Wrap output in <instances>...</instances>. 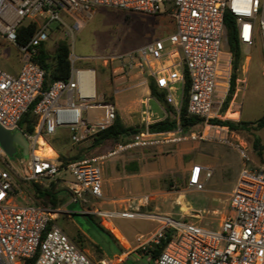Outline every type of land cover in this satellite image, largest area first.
Returning a JSON list of instances; mask_svg holds the SVG:
<instances>
[{
    "label": "built area",
    "instance_id": "1",
    "mask_svg": "<svg viewBox=\"0 0 264 264\" xmlns=\"http://www.w3.org/2000/svg\"><path fill=\"white\" fill-rule=\"evenodd\" d=\"M101 6L171 18L174 29L166 35L126 54L96 59L104 66L114 65L113 72L128 81L144 78L139 85L154 78L158 87L167 91L168 102L178 114L189 81L188 112L201 118L204 130L187 134L179 127L152 132L149 124L153 123L155 113L149 107L148 97L141 102L145 129L136 131L128 141L117 143L102 156L64 165L50 138L60 128H66L73 144L93 143L100 132L114 125L117 107L114 101L100 95L95 67H78L72 61L70 77L55 80L44 90L46 71L34 58L49 40L52 22L66 24L63 17L71 14L90 18ZM227 10L237 21L239 39L247 51L244 74L236 79L233 92L231 53L223 61L228 45ZM23 24L36 25L26 45L18 42V28ZM258 37L264 47V0H0V38L14 45L23 60L18 74L0 67V126L11 132L21 131L30 149L24 174L18 173L5 151L0 150V264H111L94 260L67 234L58 223L60 208L20 203L17 196H24L29 183L47 187L60 179L74 202L84 200L86 195L102 198L103 174L99 162L107 156L187 138L218 139L233 145L228 138L229 126L217 120L237 122V117L230 115L236 113L233 108L240 105L238 98L247 89L248 51ZM34 103L37 125L33 133L24 132L20 122ZM95 109H101L102 113L91 115L89 110ZM41 140L52 149L51 154H47V145ZM234 147L243 164L230 196V210L222 217L218 229L170 215L139 213L133 207L117 213L127 218L140 215L158 223L154 231L137 237V248L144 250L166 241L156 264H264V169L252 163L246 144L238 142ZM64 172H69L72 178L64 179ZM203 175L211 177L212 170L194 165L189 186L203 189ZM136 201L147 205L150 196L142 195ZM96 213L105 219L115 215L101 210Z\"/></svg>",
    "mask_w": 264,
    "mask_h": 264
},
{
    "label": "rangeland",
    "instance_id": "2",
    "mask_svg": "<svg viewBox=\"0 0 264 264\" xmlns=\"http://www.w3.org/2000/svg\"><path fill=\"white\" fill-rule=\"evenodd\" d=\"M66 24H62L58 21H54L51 24L53 31L50 34L49 40L46 42V48L51 55H54L56 47L60 40H67L71 45L72 61L78 67H95L98 72V91L101 90L102 76H107L110 80L113 77H117L119 74L113 72L112 67L114 65L104 66L102 61L97 60L98 57L111 56L116 54H126L132 50H135L149 41L160 38L166 35L169 31L173 30L174 24L171 18L165 14L161 15H147L139 12H133L120 8L101 6L97 8L92 17L87 18L80 14H71L63 17ZM246 48L242 47L244 61L242 64L239 75L242 77L244 74L243 65L245 64V51ZM225 53L223 55L224 63L230 58V52L228 45L225 46ZM19 50L12 44L6 42L0 38V67L7 69L15 65L21 66ZM250 56L249 68L246 72L248 76V86L246 91V97L244 99V119L245 120H257L264 115V47L261 37H258L248 51ZM247 68V67H246ZM115 74V75H114ZM112 82V81H111ZM222 83V81H221ZM105 84V83H104ZM103 84V86H104ZM133 82L130 84L122 85L121 89L130 88L124 91L130 99L137 98L133 104L124 105L120 97H116L113 91L107 93L105 96L114 103L120 105L121 110L118 108L117 113L123 116V122L128 126L140 127L143 125L142 110L140 105V99L148 96L147 93H143L142 87H132ZM128 103V101H124ZM139 102V105H137ZM162 106V107H161ZM149 107L155 116H153V122L159 118L165 119L167 116L176 117V111L166 109L165 106L160 105L156 100L151 99L149 101ZM87 112H84L86 116ZM91 115H99L102 113L101 109L89 110ZM160 120V119H159ZM204 128L201 125L191 128L188 132L203 131ZM235 133H229L228 138L231 144L224 143L220 140H203V139H183L174 145L173 150L160 151L159 148L162 145L137 149L139 155V163L142 165L143 173L149 178H153V187H158L164 194L168 192L172 193L173 199L169 201H163L166 205L168 202L174 207L170 211V216L175 218L193 221L202 227L216 230L220 227L222 217L227 214L229 208L230 192H227L232 185L236 175L239 174L243 159L241 155L237 157L233 152H229L234 144L242 142L247 145L249 155L252 163L258 167L264 169V150L260 155L253 147V141L255 137L261 139V143L264 146V128L259 131H236ZM56 135L50 138L54 141ZM51 143V142H50ZM69 143L70 151L60 148L55 141L54 145L58 154L63 153L67 160L79 159L78 154H82L88 157L94 156L96 150L102 145L92 146L91 143ZM52 144V143H51ZM114 141L110 144L113 146ZM159 147V148H158ZM235 148V147H234ZM130 150V149H129ZM238 151V150H237ZM74 152L75 155H71ZM122 153V152H120ZM223 154L221 156L220 154ZM30 156V149H28V157ZM28 157H23L20 154H16L15 157L10 158L9 161L14 166L18 173H25L24 164ZM215 158L217 162L218 170L216 169L214 178H205L203 175L202 180L204 182V188L200 190L193 189L188 184V167L201 162L205 158ZM110 160L102 159L99 163L102 169L103 177L106 176L105 165ZM64 179H71L72 175L69 172L62 174ZM218 179V180H217ZM216 182V185H213ZM146 186L147 189H150ZM143 188L144 186L141 185ZM58 198L61 203L60 206H66L68 211L79 212L82 208L81 202H70V195L66 190L57 192ZM152 197V196H151ZM147 204L148 212L152 209V200ZM16 200L20 203L38 201L36 198H32L26 193L24 196H17ZM173 201V202H172ZM172 202V203H171ZM198 214L199 216H194ZM168 215V214H165ZM58 218H63L60 215ZM85 222L90 225L89 219L82 215L76 217V224ZM140 231L145 233L148 228H152L154 224L150 221H138ZM60 226L66 229L67 233H74L75 228L65 222L64 219L59 220ZM91 235L97 240L107 251H118L113 239L108 233L98 230L96 227H92L90 230ZM138 252L144 253V249L138 248ZM113 264V262H111ZM126 264H150L145 259H139L135 261L134 258L127 261Z\"/></svg>",
    "mask_w": 264,
    "mask_h": 264
},
{
    "label": "crops",
    "instance_id": "3",
    "mask_svg": "<svg viewBox=\"0 0 264 264\" xmlns=\"http://www.w3.org/2000/svg\"><path fill=\"white\" fill-rule=\"evenodd\" d=\"M19 54L21 56L20 57L21 66L14 64V66L9 68V72L12 74H18L22 67V64H23L22 54L20 52ZM142 81H144V78L134 77L128 81L121 75L117 77L115 76L111 80L107 76H102L101 90L99 93L100 95H106L107 93H110L111 91H113L115 100H116V97H120L126 107V105L133 104L137 100V98L134 97V99H130L127 95H125L124 91L130 88L131 86L127 87L126 89H121V87L122 85H125L126 83L130 84L131 82H133L132 87L141 86L143 93L148 94L147 97L141 98L139 100L141 107H143L141 103L143 100H145L148 97L150 98V100L154 98L151 97L150 95L148 83L139 85V83ZM245 97H246V91L240 94V97L238 98V102L240 103V105H237L233 108L234 110H236V113L230 115L233 117H237V122L241 120L252 121V120L244 119L243 107H244ZM125 100L128 101V103H125L124 102ZM137 105H139V102ZM116 107L119 110H121L120 105L116 104ZM119 115H120V112H119ZM120 116L121 118H123L122 115ZM159 119L162 120L163 118L161 117ZM235 132L236 131H231V133L237 134ZM56 135L61 137L60 140L57 141L58 146L60 148L70 151L71 148L68 147L69 146L68 142L69 141L71 142L69 130L66 128H60ZM82 143H87V142H82ZM111 143L112 141H108L105 144H103L101 147H99L96 150L97 154H94V156H102L108 153L110 150H112L115 144L111 146L110 145ZM177 143L178 142L163 144L162 146H160V148L159 147L158 148L160 151L173 150L174 145H176ZM52 147L56 151L57 155H59L56 147L54 145H52ZM137 149H142V148L141 147L132 148L122 153H117L115 155L107 156L106 158H104L110 161L105 165L106 176L103 177V197L102 198H95L91 195H86L84 200L79 201L82 203V208H81V211L79 212L68 211L66 209V206L57 207L62 210L59 216L60 215L63 216V218H58V223L60 219H64L67 224L75 228L74 233H71V234L67 233V234L74 241H76L77 244L82 249H84L94 260H97V261L106 260L107 262H110V263L113 262V264H126L127 261L132 258H134L135 261H139V259L141 258V259H145L146 262L150 264H156L155 259H153L150 254L137 251L138 249L137 248V245H138L137 237L139 235H146L154 231L157 228L158 223L154 220L144 218L140 215L134 218H127V217H122L117 214L118 212L126 210L130 207H133L134 209H139L140 210L139 213H147L148 212L147 206L140 205L136 201V199L142 195H149L150 197L152 196L151 197L152 209L149 211L151 213L169 215L170 211L174 207L169 202L166 205L163 203V201H169L170 199H173L172 193L168 192L167 194H164L162 191L158 189V187H153V183H152L153 178H149L146 174L143 173V169H141L142 165L139 163L138 158H136V156L139 155V152H137ZM0 150H1V147H0ZM228 151L233 152L237 157L239 156L237 149L234 147H232ZM71 155H75L74 152H72ZM220 155L223 156L222 153ZM76 157H78L79 159H82L88 156L78 154V156ZM210 158H211L210 160L208 158H205L204 160H201V162H198L194 165L200 164V165L210 168L212 170V175L211 177H209V179H213L215 171L216 169L218 170L219 167L216 164L217 162L215 161V158L213 157H210ZM194 165H192L191 167H188L187 169L188 170V182H189V177L191 174V169ZM238 176L239 174L236 175L235 179L232 182L231 187L227 189V192L228 193L230 192V196L237 182ZM148 184H150V189L146 188V186L149 187ZM216 184L217 183L214 182L213 185H216ZM141 185H143L144 187L142 188ZM70 202H74V201H72L71 199ZM229 202H230V198H229ZM97 210L115 213V215L111 218L105 219V218L100 217L96 213ZM78 215H82L86 217L87 219H89L91 224L88 225L85 222H83V223H80V225L78 226V224H76V217ZM90 216H92L93 219H91ZM194 216H199V215L195 214ZM136 220L150 221L154 224V226L152 228H148L147 229L148 231L143 233L140 231V228L142 227H139V224L135 222ZM97 223H100L106 230H101L99 227H97ZM92 227H96L98 230L108 233L113 239V242L116 245L118 251H111L112 249H110V253H109V251H107L105 247L99 244L97 240L94 239V237L90 233V230L92 229ZM63 229L66 231L64 227Z\"/></svg>",
    "mask_w": 264,
    "mask_h": 264
},
{
    "label": "trees",
    "instance_id": "4",
    "mask_svg": "<svg viewBox=\"0 0 264 264\" xmlns=\"http://www.w3.org/2000/svg\"><path fill=\"white\" fill-rule=\"evenodd\" d=\"M225 24L227 27V38H228V49L232 55V92L234 91L235 81L239 76L241 71L242 64L244 61L242 44L239 39L237 21L233 14L227 10L225 12ZM36 29L35 24L21 25L18 28V42L21 45H26ZM46 71L44 90L48 89L50 84L55 80H67L71 75L72 70V58H71V45L67 40H60L56 47L54 55H51L46 48V43L42 44L40 47L39 54L34 58ZM148 86L150 90V95L155 98L161 105L165 106L166 109L175 110L174 106L168 102L167 91L165 89H160L154 80V78H149ZM188 90H189V81H187L185 94L183 99V104L179 114L176 112V117L167 116L165 119L155 121L149 124V129L152 132H168L182 128L183 132H188L191 128L200 125L201 118L190 115L188 112ZM231 95L229 96L224 110L227 109L228 104L231 100ZM35 103L31 106L30 110L26 113L23 119L20 122V127L24 132L33 133L38 122V116L33 113V108ZM217 122L228 125L231 131H258L264 128V115L254 121H244L234 122L230 120H217ZM145 129V125L140 127H133L126 125L119 113H117L116 120L113 126L107 130L100 132L96 137L95 141L92 143V146L103 145L108 141H114L115 145L119 142L128 141L132 132ZM60 136L56 135L54 141L50 142L54 145L55 141L60 140ZM65 138V137H64ZM55 146V145H54ZM254 149L260 154H263L264 146L261 143L259 137H255L253 141ZM60 161L66 165L71 160H67L63 153L59 155ZM26 194L32 198H36V201H31V204L42 205L45 207L57 208L59 207L58 203H61V200L57 196V192L61 190H66L70 197L69 189L62 183L60 179L52 181L47 187L41 183L32 182L29 183L26 187ZM61 206V204H60ZM93 219L92 216H90ZM97 227L101 230H106L100 223H97ZM166 241H163L161 244L155 245L153 248L144 250L145 253L151 255L153 259H156L162 252Z\"/></svg>",
    "mask_w": 264,
    "mask_h": 264
},
{
    "label": "water",
    "instance_id": "5",
    "mask_svg": "<svg viewBox=\"0 0 264 264\" xmlns=\"http://www.w3.org/2000/svg\"><path fill=\"white\" fill-rule=\"evenodd\" d=\"M0 147L10 158L15 157L18 147L22 149L23 157H28V142L21 131L11 132L0 126Z\"/></svg>",
    "mask_w": 264,
    "mask_h": 264
},
{
    "label": "bare ground",
    "instance_id": "6",
    "mask_svg": "<svg viewBox=\"0 0 264 264\" xmlns=\"http://www.w3.org/2000/svg\"><path fill=\"white\" fill-rule=\"evenodd\" d=\"M44 144H46L45 143V141L44 140H41ZM47 145V144H46ZM46 151H47V154H51L52 153V149L47 145L46 146Z\"/></svg>",
    "mask_w": 264,
    "mask_h": 264
},
{
    "label": "flooded vegetation",
    "instance_id": "7",
    "mask_svg": "<svg viewBox=\"0 0 264 264\" xmlns=\"http://www.w3.org/2000/svg\"><path fill=\"white\" fill-rule=\"evenodd\" d=\"M17 154H20V155H22V149L21 148H19L18 147V149H17ZM8 156V155H7Z\"/></svg>",
    "mask_w": 264,
    "mask_h": 264
}]
</instances>
